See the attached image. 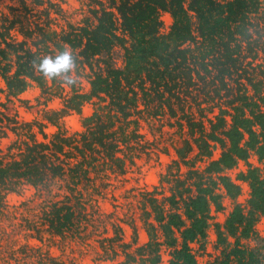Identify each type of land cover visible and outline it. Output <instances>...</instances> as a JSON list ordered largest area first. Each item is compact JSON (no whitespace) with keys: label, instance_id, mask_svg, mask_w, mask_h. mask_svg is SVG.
Segmentation results:
<instances>
[{"label":"trees","instance_id":"trees-1","mask_svg":"<svg viewBox=\"0 0 264 264\" xmlns=\"http://www.w3.org/2000/svg\"><path fill=\"white\" fill-rule=\"evenodd\" d=\"M36 1L44 4V0ZM22 4L27 9L25 0ZM53 5L44 6L47 19L43 25L32 27L26 12L6 15L4 21L0 17V95L11 100L35 82L42 93L60 97L62 102L57 109L45 110L43 120L37 122L19 120L0 101V143L9 140L5 146L0 144V213L6 208L7 194L30 186L42 193L43 200L37 204L34 226L22 223L26 231L38 232L44 227L54 238L70 237L82 243L95 236L103 259L124 253L133 264H159L167 252V264H197L191 243L205 238L210 206L221 207V187L229 197L238 196L237 180H241L250 188L247 208L235 203L224 224H216L218 244H226V248L208 264H262L264 237L256 234L254 225L264 213L263 0H87L85 14L76 23L68 21L57 5L59 30L49 21ZM162 12L173 19L167 33L161 32ZM115 45L123 49L122 67L110 60ZM61 48L76 53V85L46 80L34 70L38 57ZM80 70L85 73L87 90L82 88ZM64 88L67 91L62 94ZM188 95L192 99L204 95L232 99L207 111L203 106L207 100L202 99L187 112L184 101ZM86 103L93 105L92 112L81 117V130L68 134L62 127L64 117L80 114ZM154 106L158 110L149 123L166 109L175 119L174 125L187 129L185 146L174 150L182 164L192 158V149L200 159L209 158L215 144L221 149L205 169L195 168L194 163L189 166V175L181 177L186 192L173 190L161 197L151 193L143 200L146 213L141 220L149 238L132 251L128 248L136 244V237L126 242L121 224L109 234L113 228H102L105 218L97 216L99 226L88 217L91 205L81 203L78 186L91 170L114 167L124 174L135 163L130 143L145 118L142 111ZM47 125L56 131L49 134ZM251 153L261 166L247 163V169L235 179L224 173ZM59 181L60 198L54 200L46 192ZM253 234L257 244L243 246L241 238ZM2 237L0 234V240ZM27 250L32 257H40L41 264L45 259L58 264V257L45 256L40 247L28 246ZM2 254L7 262L14 256L0 246ZM129 260H119V264Z\"/></svg>","mask_w":264,"mask_h":264},{"label":"rangeland","instance_id":"rangeland-1","mask_svg":"<svg viewBox=\"0 0 264 264\" xmlns=\"http://www.w3.org/2000/svg\"><path fill=\"white\" fill-rule=\"evenodd\" d=\"M25 1L27 9L22 4V0H0L1 20L4 21L6 15L10 17H13L14 14L22 16L26 12V15L33 22L31 23L32 27L34 24L43 25L47 19L46 12L43 8L44 6H49L51 2L55 3V5L51 8L50 25L59 30L61 20L60 17L57 18L55 15L56 11H54L57 5H60V8L65 11V16H67L68 21L76 23L85 14L84 8H86L85 2L87 0H51L50 2L44 0V4H38L36 0ZM52 17L56 19H52ZM161 19L163 21L161 32L167 33L173 21L172 16L168 12H162ZM110 60H113V63L117 67L124 65L123 49L121 46L115 45L113 47L110 53ZM247 70L252 73L250 67H247ZM84 74V71L80 70V80L83 84L82 88L87 90L89 85ZM235 88L237 89V87ZM66 91L67 89L64 88L62 94H65ZM0 96V101L8 104V110L6 111L11 114H17V117L21 121H42L45 110L57 109L62 105L60 97H49L45 95L35 82H32L19 96L13 97L11 100L6 101L4 94ZM189 96L187 98L188 100L186 99L184 101L187 112H191V109L188 107L196 108L197 101L200 102L202 99L204 101L207 100L203 105L204 111H207V108L211 106L226 105L228 100L232 99V96L227 98L225 95H219L215 99H211L212 96L207 95H204L202 99L196 96L192 99ZM156 109L154 106L142 111L145 118L136 129L138 132L137 138H131L133 142L130 143L133 144L131 149L135 152V163L128 167L124 174H120L119 169L114 167L99 168L97 172L91 170L87 178H85L86 180L82 179L81 185L78 186L79 200H81V203H89L91 205L87 207L89 212L88 217L93 218V221L96 220V224L99 226L101 222L98 221L100 219L97 216L105 218V222H102V228L104 229L105 226L113 228V232L110 230L109 234H113L116 231V225L121 224L124 228L123 237L126 242H132L134 237H136V244L128 248V250L132 251L136 245L145 243L149 238L146 227L141 220V218L145 217L144 215L146 213V211H142L143 200L149 197L151 193L161 197L171 194L173 190L186 192V187L181 186V177L189 175V166H192L194 163L195 168L205 169L209 159L217 158L221 149L218 144H215L211 156L209 158L205 156L201 159L194 156L196 149H192L189 153V156H192V158L188 159L186 165L182 164L181 159L174 150H176L177 146L181 147L184 144V138H188L187 129L184 127L178 128L177 125H174L176 121L167 115L166 109L159 113V119L149 123L148 119L151 118V115L154 117L153 113ZM92 110V104H84L80 114L71 113L64 117L62 127L68 134L81 130V117L89 115ZM45 130L49 134H52L56 131V128L52 125H47ZM8 141V139H3L0 144L5 146ZM177 159L181 164L177 162ZM129 160L127 159L128 165H130ZM247 163L261 166L256 154L251 153L246 161H238L232 169L224 170V173H227L231 178L235 179L238 172L247 169ZM113 168L116 171H113ZM237 182L240 184V193L238 196L235 198L229 197L221 187L219 189L222 192L221 207L217 208L214 204L210 206L207 234L204 239L192 244L197 258V264H208L212 258L220 256L221 250L226 248V244H218L216 224H220L221 226L224 224L228 216L227 214L231 211L235 203L239 202L244 208H247V199L250 192L249 184L241 180H237ZM60 183V181L53 183L52 191L46 192L47 194L50 193V197L54 200L60 198V196H57ZM59 190L61 191L62 188ZM46 199L49 200V197H46ZM5 200L6 208L3 211L5 215L0 213V234H3L0 240V246L5 251L9 250L11 255L14 254V256L10 262H7L9 259L6 261L2 254V257L0 256V264H41L40 257L31 256V250H27L28 246L40 247L45 256L47 253L51 257H58V264H119V260H129L124 253H121L119 257L114 259H103L102 257L104 256L101 254L102 251L99 247V241L95 236H92L86 241L87 243H82L70 237L61 240L60 238H54L49 232L44 230V227L39 229L38 232L34 231L32 233V231H26L24 228L26 226L25 224L31 222L34 226L33 220H36L35 210L37 204L43 200L42 193L40 191L35 192L30 186H22L19 193L7 194ZM8 207L9 209L11 208V211L7 209ZM37 216L39 217L40 214ZM35 224H38V222H35ZM254 226L256 234L258 236H264V213L258 216ZM39 236L41 237L40 241L36 239ZM233 239L232 237L230 238L231 241ZM257 242L258 237L255 234L249 238H241V244L245 247L255 246ZM42 252L39 255L41 257ZM111 254L105 256L108 257ZM7 256L8 258L10 257V255ZM169 257L170 255L164 252L159 264H167ZM262 260V264H264V256ZM44 262L45 264H49L46 259ZM125 264H133V262L129 260Z\"/></svg>","mask_w":264,"mask_h":264},{"label":"clouds","instance_id":"clouds-1","mask_svg":"<svg viewBox=\"0 0 264 264\" xmlns=\"http://www.w3.org/2000/svg\"><path fill=\"white\" fill-rule=\"evenodd\" d=\"M34 70L46 80L63 81L72 86L78 82L77 56L70 48H61L51 54L38 57L33 65Z\"/></svg>","mask_w":264,"mask_h":264},{"label":"built area","instance_id":"built-area-1","mask_svg":"<svg viewBox=\"0 0 264 264\" xmlns=\"http://www.w3.org/2000/svg\"><path fill=\"white\" fill-rule=\"evenodd\" d=\"M211 217H212V216H211ZM262 237H263V236H262ZM194 242H196V241H194ZM194 242L191 243V247H192L193 252H195V251H194V248H193V246H192V244H193Z\"/></svg>","mask_w":264,"mask_h":264},{"label":"crops","instance_id":"crops-1","mask_svg":"<svg viewBox=\"0 0 264 264\" xmlns=\"http://www.w3.org/2000/svg\"><path fill=\"white\" fill-rule=\"evenodd\" d=\"M264 237V236H263ZM194 244V243H193Z\"/></svg>","mask_w":264,"mask_h":264}]
</instances>
